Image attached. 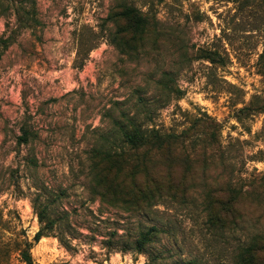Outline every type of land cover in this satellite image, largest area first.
<instances>
[{
	"label": "rangeland",
	"instance_id": "rangeland-1",
	"mask_svg": "<svg viewBox=\"0 0 264 264\" xmlns=\"http://www.w3.org/2000/svg\"><path fill=\"white\" fill-rule=\"evenodd\" d=\"M129 9L142 31L119 16ZM127 119L183 134L152 159L171 169L174 195L147 210L89 193L110 181ZM23 127L34 140L19 145ZM136 158L119 157L120 179ZM38 195L70 246L52 231L34 240ZM229 198L237 214L222 229L206 202ZM151 226L159 233L143 253L105 245H122L114 229L125 240ZM4 231L12 264H24L26 242L37 264H239L255 238L264 264V0H0Z\"/></svg>",
	"mask_w": 264,
	"mask_h": 264
},
{
	"label": "trees",
	"instance_id": "trees-1",
	"mask_svg": "<svg viewBox=\"0 0 264 264\" xmlns=\"http://www.w3.org/2000/svg\"><path fill=\"white\" fill-rule=\"evenodd\" d=\"M119 16H125L136 32L139 30L142 31L145 24H147L142 13L135 10L132 11L129 9L125 13H119ZM204 57L212 61L215 60L214 55H205ZM120 127V137L113 140V144L119 147V149H114L109 152L111 161L109 175L111 179L105 184L98 181H91L89 184V193L96 200H100L102 205L108 208L118 209L123 203H128L135 206L137 210H147L156 205L159 200H163L166 196L174 195L169 184L170 181L172 182L173 180L171 169L168 167L166 170L157 168V166L153 165L155 161L152 159L155 154L160 152L170 154L177 142L180 143L183 134L163 133L154 127L151 129H143L141 125L129 119H127L126 125H121ZM22 130L23 133L18 137V144L31 143L34 140L31 129L23 127ZM117 142H120L121 145H118ZM132 152L137 157L134 161V172L130 176L132 178L122 180L118 177V172L120 170L118 159L119 157H123L125 160L129 159ZM33 160L34 159H29L28 161L33 163ZM166 161H169V157L166 158ZM100 173H94L92 178L96 180ZM227 189L230 195L234 191L231 187ZM229 199L232 200L231 198ZM230 200L218 199L206 202V210L208 211L210 219L218 220L222 229L226 228L228 222H230V218L237 214L236 201ZM34 208L38 215L39 222L42 225L40 230L36 233L34 240L37 242L44 235L48 234V232L52 231L54 236L57 237L62 244L70 246V242H68L70 239H68L67 234L58 232L60 230V219L52 215L53 206L51 203L42 202L38 195L34 199ZM2 228L6 230L5 227ZM158 233L159 229L156 226H151L140 231L132 239L128 238L123 240L126 235L120 234L118 229H114L112 235L118 237V242L121 241L120 243L122 245L117 247L118 245H114L113 241H109V243L106 242L105 245L112 250H130L143 253L146 251L148 245L155 240ZM70 234L71 238H76L74 233L70 232ZM1 238V256L3 259L0 261V264H12L11 254L14 251L12 247L13 238L10 235H6L5 231L0 239ZM259 244H261L260 241L255 238L250 248L242 249L239 254V264H258L257 259L261 250ZM32 246L33 243L26 242L25 247L20 249V258L24 264H37L31 252ZM178 264H197V261L192 260Z\"/></svg>",
	"mask_w": 264,
	"mask_h": 264
}]
</instances>
